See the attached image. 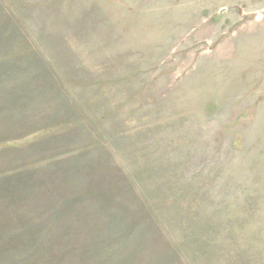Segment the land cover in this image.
Returning a JSON list of instances; mask_svg holds the SVG:
<instances>
[{"label": "rangeland", "instance_id": "374dc122", "mask_svg": "<svg viewBox=\"0 0 264 264\" xmlns=\"http://www.w3.org/2000/svg\"><path fill=\"white\" fill-rule=\"evenodd\" d=\"M0 264H264V0H0Z\"/></svg>", "mask_w": 264, "mask_h": 264}]
</instances>
